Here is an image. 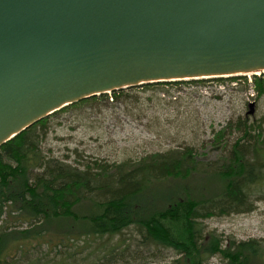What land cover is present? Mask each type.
<instances>
[{"label": "water", "instance_id": "1", "mask_svg": "<svg viewBox=\"0 0 264 264\" xmlns=\"http://www.w3.org/2000/svg\"><path fill=\"white\" fill-rule=\"evenodd\" d=\"M261 73L264 0H0V146L83 99Z\"/></svg>", "mask_w": 264, "mask_h": 264}, {"label": "rangeland", "instance_id": "2", "mask_svg": "<svg viewBox=\"0 0 264 264\" xmlns=\"http://www.w3.org/2000/svg\"><path fill=\"white\" fill-rule=\"evenodd\" d=\"M251 103L255 104L253 114L248 113ZM48 118L45 129L39 126L35 130L42 155L80 168L106 165L112 171L115 164L133 165L155 153L192 148L194 162L186 178L146 177L148 183L140 198L156 199L157 211L172 206L176 209L179 207L176 201L165 197L171 187H186L194 199L223 190L228 175H218L215 170L230 161L233 144L242 135L241 122L260 124L264 129V76L260 82L249 74L233 80L209 78L198 83L136 86L117 100L109 94L108 98L88 100ZM38 170L32 171L30 177L34 178ZM253 200L254 207L249 212L200 220L204 235L207 238L219 235L225 245L232 240H264V191L256 193ZM179 208L172 214V220H166L176 237L184 226L181 218L185 208ZM106 210L86 201L74 207V214L66 218L56 216L52 226L76 232L94 229L105 223L103 217L111 213ZM87 215L90 220L83 218ZM31 224L7 213L0 221L1 226L10 230L26 229ZM12 248L11 253L15 254L16 246ZM25 250L30 258L38 256L53 264H176L177 259H183L174 247L145 238L135 224L115 235H76L71 240L46 234L39 241H27ZM204 264L230 262L215 254Z\"/></svg>", "mask_w": 264, "mask_h": 264}, {"label": "trees", "instance_id": "3", "mask_svg": "<svg viewBox=\"0 0 264 264\" xmlns=\"http://www.w3.org/2000/svg\"><path fill=\"white\" fill-rule=\"evenodd\" d=\"M262 76L264 73L260 76L253 75L259 82ZM243 77L246 76L216 80ZM204 81L205 79L171 81L141 86ZM132 88L134 87L114 91L111 98L117 100ZM258 89L261 90L260 87ZM103 97L108 98L109 94L84 99L61 110ZM48 119L43 118L0 146V221L3 214L7 213L8 216L14 215L32 222V226L26 229L10 230L0 225V264H53V261L38 256L30 258L27 255L29 252L25 250L27 241H39L46 234L51 237L63 236L68 240L76 235H115L133 224L137 225L150 241L174 247L183 257L177 259L176 264H182V261L183 264H204L215 254L222 255L230 264H264L263 239L232 240L225 245L219 235L211 234L207 238L200 221L211 216L253 210L254 196L264 191L262 125L241 122L239 130L242 135L233 144L230 161L215 170L218 175H228L226 184L219 193L194 199L186 187L173 189L172 185H169L172 190L165 195L166 199L175 200L179 207L185 208L181 218L184 220V226L178 234L180 236L176 237L166 220H172V214L181 208L173 209L172 206L157 211L154 207L156 199L146 201L140 198L148 183L146 177L157 180L186 178L193 167L192 148L155 153L133 165L131 162L115 164L112 171H109L106 165L80 168L57 159H45L42 155L35 130L39 126L45 129ZM35 169L39 170L34 178H31L30 173ZM86 201H93L111 210V213L103 217L105 223L83 232L52 226V220L56 216L66 218L74 214L76 205ZM74 217L76 218V215ZM83 218L90 220V215ZM14 246L16 252L12 254L11 249Z\"/></svg>", "mask_w": 264, "mask_h": 264}]
</instances>
